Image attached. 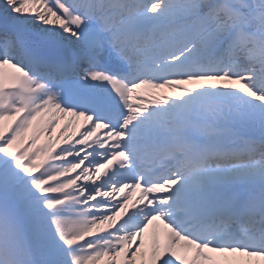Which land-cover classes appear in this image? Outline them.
<instances>
[{
    "label": "snow or ice",
    "instance_id": "1",
    "mask_svg": "<svg viewBox=\"0 0 264 264\" xmlns=\"http://www.w3.org/2000/svg\"><path fill=\"white\" fill-rule=\"evenodd\" d=\"M0 264H264V0H0Z\"/></svg>",
    "mask_w": 264,
    "mask_h": 264
}]
</instances>
